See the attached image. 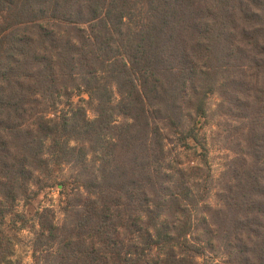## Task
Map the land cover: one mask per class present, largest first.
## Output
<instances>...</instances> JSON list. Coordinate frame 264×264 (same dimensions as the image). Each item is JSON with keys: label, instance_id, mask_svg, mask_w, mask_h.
Here are the masks:
<instances>
[{"label": "trees", "instance_id": "trees-1", "mask_svg": "<svg viewBox=\"0 0 264 264\" xmlns=\"http://www.w3.org/2000/svg\"><path fill=\"white\" fill-rule=\"evenodd\" d=\"M230 59L237 91L252 90L232 116L254 145L233 164L220 223L191 240L198 179L166 159L161 125L189 148L183 117L203 115L206 70ZM250 69L258 89L245 85ZM81 94L93 120L70 100ZM65 165L82 199L60 224L34 214L37 264H197L204 235L233 263L264 264V0H0V264L12 245L1 225L21 218L14 202L51 188Z\"/></svg>", "mask_w": 264, "mask_h": 264}, {"label": "rangeland", "instance_id": "rangeland-1", "mask_svg": "<svg viewBox=\"0 0 264 264\" xmlns=\"http://www.w3.org/2000/svg\"><path fill=\"white\" fill-rule=\"evenodd\" d=\"M227 62L226 67H223L224 71L214 68V61L212 62L213 66L206 70L207 79L209 72L215 84L210 92H206L203 115L193 117L192 120L183 117L185 121L181 123V130L187 129L188 126L192 127L193 130L194 139L189 141V148L178 147L176 137L178 135H174V130L168 129L164 124L161 125L165 128L161 133L165 138L163 141L164 149L168 153L166 159L173 166L190 170V173L198 179V188L191 187L192 192L197 193L196 197L199 200L197 207L192 211L191 225H195L196 229L191 230L189 234L191 240L193 238L204 240L203 236H200V228L204 225L203 222L205 224L220 223L222 214L217 211L224 208L222 196L226 194L227 185L230 183L229 175H231L234 167L233 164L245 158L248 144L254 145L247 134L248 126H245L246 120L239 121L235 119L232 116L234 112L230 107L232 106L230 105L232 101L235 105L236 103L239 105L243 104L245 100L249 103L252 90L247 96L244 95V90L237 91L234 81L236 79L235 74L232 73L233 68L230 66L232 59ZM254 73L252 69L246 72L249 75V80L245 79L247 88L258 89L261 87L262 75L255 76ZM204 81L201 73L196 76L193 83ZM188 83L189 81L185 83V88ZM79 98L87 100L85 94H81L80 97H71L70 100L83 106L85 118L93 120L95 115L92 108L80 102ZM117 100L116 93H113L112 102L116 103ZM187 100V98H184L178 101L181 105L179 111L184 112L189 109ZM56 101L64 102V99H57ZM250 103L252 104V100H250ZM236 112L235 110V116ZM123 122L122 117H114L113 124ZM261 133L262 130L256 134L260 135ZM116 149L119 150L118 143L116 144ZM97 158L96 154L86 157L85 171L92 168V161H95L96 166ZM75 174H77L76 169L65 165L53 175L56 176V180L52 183L51 188L38 190L34 194L31 192L27 198H20V200L14 202L13 213L18 216L21 215V218L15 223L16 229H9V225H11L10 217H6L1 225V229L12 237L10 254L5 256L6 264H37L31 255L30 246L34 230H36L34 214L41 210H47L52 216L54 224L65 222V207L71 204L73 200L80 199L76 192L77 184L73 179ZM32 184V181L29 182V187L34 190ZM80 194L85 196L83 190H80ZM205 208L211 211H205ZM204 238H207V243L204 242V247H202L201 243H195L198 247V257H195L197 264H236L231 262L230 257L224 253L223 248L217 242L206 237V235H204Z\"/></svg>", "mask_w": 264, "mask_h": 264}]
</instances>
